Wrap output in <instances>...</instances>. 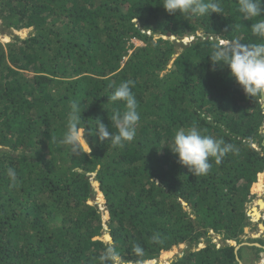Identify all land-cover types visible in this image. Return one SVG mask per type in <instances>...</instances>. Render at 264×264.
I'll list each match as a JSON object with an SVG mask.
<instances>
[{"label": "trees", "instance_id": "1", "mask_svg": "<svg viewBox=\"0 0 264 264\" xmlns=\"http://www.w3.org/2000/svg\"><path fill=\"white\" fill-rule=\"evenodd\" d=\"M219 2L222 14L192 22L159 0H0V34L11 36L0 39V264H99L103 228L125 264H156L181 243L161 264H242V247L264 250L240 245L264 172L263 99L247 97L226 66L209 71L214 44L261 43L251 25L264 16L243 20L237 0ZM21 28L28 36L12 34ZM124 80L135 81L141 117L133 141L89 136L85 155L58 145L73 100L90 126L100 118L115 133L109 117L125 108L107 95ZM193 125L233 146L204 176L164 145ZM90 174L103 208L90 203ZM210 230L226 241L217 246Z\"/></svg>", "mask_w": 264, "mask_h": 264}, {"label": "clouds", "instance_id": "2", "mask_svg": "<svg viewBox=\"0 0 264 264\" xmlns=\"http://www.w3.org/2000/svg\"><path fill=\"white\" fill-rule=\"evenodd\" d=\"M159 2L168 14L180 15L186 21L195 22L201 17L209 18L212 13L222 14L219 0H159ZM237 4L243 20L250 21L252 18L264 16V0H237ZM230 27L239 30L240 25H230ZM251 29L262 42L252 45L239 41L214 44L213 51L209 55L211 60L209 71H222L226 66L229 78L234 79L247 97H264V19L252 24ZM133 87H135L134 80H124L113 87L111 93L107 95L108 101L122 102L125 108L122 113L114 111L109 117L110 123L117 130L115 133L100 118L93 119L95 126H90L82 115L84 108L81 107V101L73 100L67 117V129L62 138L57 140L58 145L66 147L72 155L80 153L85 155L91 151L89 136H96L101 143L110 142L113 146L119 147L133 141L141 118L138 101L132 91ZM164 145L177 158V162L186 167L188 173L193 176H204L209 172L210 157L215 158L216 163H219L229 151L233 150V146L225 143L222 138L203 134L195 125L187 129H177L171 140ZM7 176L12 185H15L16 170L9 167ZM252 193L253 197L257 196L253 188ZM247 213L254 216L248 210ZM247 229L248 226L244 231ZM153 239L156 240L158 237L154 236ZM132 251L136 255L143 254V248L139 244H135ZM98 259L99 264H125V258L112 242L104 246V251Z\"/></svg>", "mask_w": 264, "mask_h": 264}, {"label": "rangeland", "instance_id": "3", "mask_svg": "<svg viewBox=\"0 0 264 264\" xmlns=\"http://www.w3.org/2000/svg\"><path fill=\"white\" fill-rule=\"evenodd\" d=\"M31 28H21L17 30H13L12 34L17 35L19 37H26L30 33ZM163 37L161 34H154L153 38H159ZM0 39L3 42H7L11 39V36L9 34H0ZM187 41L186 39L184 40ZM134 44L141 45L142 42L136 39H133ZM264 129V126H263ZM256 146V145H255ZM264 176V173L261 174L260 180H262ZM91 178V186L93 189V199L90 201L91 204H97L100 208H103L104 198L99 190L98 181L95 178V174H90ZM258 200H261L263 202V208H260ZM246 209L254 214V209L257 210L258 216H253V220L251 222V225L248 226V229L244 231V234L240 236V239L243 240L241 245H248L246 243H254V242H263L264 243V188L261 189V191L257 192V196L254 195V197L251 198V201L247 203ZM261 213V214H260ZM254 221V222H253ZM209 236L212 238V242L215 243L217 246L221 243L225 242L226 237L223 233H216L212 230L209 231ZM100 239L104 242L108 243L111 241V237L108 234V231L106 229L101 230V236ZM203 246V243L200 244L198 247ZM249 246V245H248ZM186 245L184 243L173 245L169 250L162 251L159 256L154 260V263L161 264L165 263L169 260H172L175 257H179L183 254L185 251ZM198 248H193V250H196ZM240 253H244V262L242 264H264V252L262 250L256 251L252 248H245L242 247L240 249ZM129 264V263H126ZM135 264H142V263H135Z\"/></svg>", "mask_w": 264, "mask_h": 264}, {"label": "crops", "instance_id": "4", "mask_svg": "<svg viewBox=\"0 0 264 264\" xmlns=\"http://www.w3.org/2000/svg\"><path fill=\"white\" fill-rule=\"evenodd\" d=\"M263 181L261 180V181H259L257 184H255V186L253 187V192H259V191H261V189L262 188H264V176H263ZM244 254V253H243ZM244 262V258H243V260L241 261V263H243Z\"/></svg>", "mask_w": 264, "mask_h": 264}, {"label": "bare ground", "instance_id": "5", "mask_svg": "<svg viewBox=\"0 0 264 264\" xmlns=\"http://www.w3.org/2000/svg\"><path fill=\"white\" fill-rule=\"evenodd\" d=\"M258 202H259L260 208L262 209V208H263V202H262L261 200H258ZM253 211H254V216L257 217L259 211L257 212L256 209H254ZM260 214H261V213H260Z\"/></svg>", "mask_w": 264, "mask_h": 264}, {"label": "water", "instance_id": "6", "mask_svg": "<svg viewBox=\"0 0 264 264\" xmlns=\"http://www.w3.org/2000/svg\"><path fill=\"white\" fill-rule=\"evenodd\" d=\"M263 99V103H262V106H264V97H261ZM241 245V244H240ZM238 248V247H237Z\"/></svg>", "mask_w": 264, "mask_h": 264}]
</instances>
